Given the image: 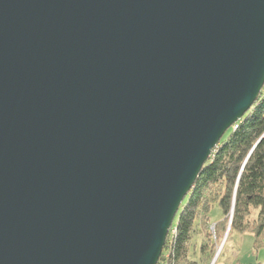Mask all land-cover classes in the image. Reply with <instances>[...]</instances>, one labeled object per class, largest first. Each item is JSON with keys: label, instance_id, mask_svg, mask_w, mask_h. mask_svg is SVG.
<instances>
[{"label": "water", "instance_id": "obj_1", "mask_svg": "<svg viewBox=\"0 0 264 264\" xmlns=\"http://www.w3.org/2000/svg\"><path fill=\"white\" fill-rule=\"evenodd\" d=\"M263 88L264 0H0V264H158Z\"/></svg>", "mask_w": 264, "mask_h": 264}, {"label": "trees", "instance_id": "obj_2", "mask_svg": "<svg viewBox=\"0 0 264 264\" xmlns=\"http://www.w3.org/2000/svg\"><path fill=\"white\" fill-rule=\"evenodd\" d=\"M215 205L221 208L223 219L213 233L209 222ZM229 226L252 232L255 245L264 246V88L202 167L173 221L158 264H193L187 261L191 240L202 227L208 239L203 247L213 259Z\"/></svg>", "mask_w": 264, "mask_h": 264}, {"label": "crops", "instance_id": "obj_3", "mask_svg": "<svg viewBox=\"0 0 264 264\" xmlns=\"http://www.w3.org/2000/svg\"><path fill=\"white\" fill-rule=\"evenodd\" d=\"M210 217L209 225L216 224L223 219V212L219 205L213 206ZM247 238L249 239L250 249H252L251 260L247 264H264V246L257 247L255 245L254 234L252 233L249 236L247 232L242 233L237 230H231V228L224 242L225 246L229 248L228 252H223L221 261L217 260L216 264H241L239 257L243 255L242 249ZM207 242L206 231L202 227L191 240L187 261H191L193 264H211L213 256H210L209 249L203 247ZM185 264L188 263L185 262Z\"/></svg>", "mask_w": 264, "mask_h": 264}, {"label": "rangeland", "instance_id": "obj_4", "mask_svg": "<svg viewBox=\"0 0 264 264\" xmlns=\"http://www.w3.org/2000/svg\"><path fill=\"white\" fill-rule=\"evenodd\" d=\"M214 226H215V224H213ZM213 225H211V226H213ZM228 234V231H227V233L225 234V237H224V239H226V235ZM250 234H252V232H247V235H249L250 236ZM224 241V240H223ZM223 243V242H222ZM222 243H220L218 246H217V248H216V252H215V254H214V256L216 255V253H217V251H218V249L220 248V246H221V244ZM228 247H226L225 246V244L223 245V247H222V249H221V251H220V253H219V257H218V261L220 262L221 261V256H222V254H223V252H225V253H227L228 252ZM242 254L243 255H241L240 257H239V260H240V262H241V264H247V263H249V261L251 260V254H252V249H250V246H249V239L247 238L246 239V241H245V244L243 245V249H242ZM242 259V260H241ZM216 264V263H215Z\"/></svg>", "mask_w": 264, "mask_h": 264}, {"label": "built area", "instance_id": "obj_5", "mask_svg": "<svg viewBox=\"0 0 264 264\" xmlns=\"http://www.w3.org/2000/svg\"><path fill=\"white\" fill-rule=\"evenodd\" d=\"M233 126H234V128H237V127H238V122L235 123ZM210 228H211V231H212L213 233H215V226L213 225V226H211ZM226 236H227V235H226ZM224 242H225V239H224L223 243L221 244L220 248L218 249L216 255H215L214 258L212 259L211 264H215V263H216V261H217V259H218V257H219V253H220V251H221V249H222V247H223V245H224Z\"/></svg>", "mask_w": 264, "mask_h": 264}]
</instances>
